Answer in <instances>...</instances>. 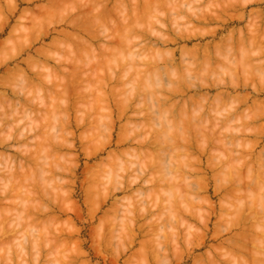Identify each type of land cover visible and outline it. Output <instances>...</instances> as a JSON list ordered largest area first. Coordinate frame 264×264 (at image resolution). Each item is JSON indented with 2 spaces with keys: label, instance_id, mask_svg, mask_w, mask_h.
Listing matches in <instances>:
<instances>
[{
  "label": "clouds",
  "instance_id": "clouds-1",
  "mask_svg": "<svg viewBox=\"0 0 264 264\" xmlns=\"http://www.w3.org/2000/svg\"><path fill=\"white\" fill-rule=\"evenodd\" d=\"M0 264H264V0H0Z\"/></svg>",
  "mask_w": 264,
  "mask_h": 264
}]
</instances>
